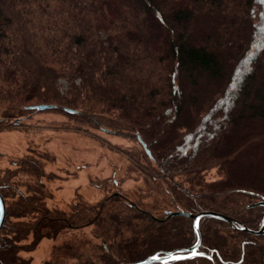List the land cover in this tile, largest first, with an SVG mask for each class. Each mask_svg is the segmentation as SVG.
<instances>
[{"label":"trees","instance_id":"16d2710c","mask_svg":"<svg viewBox=\"0 0 264 264\" xmlns=\"http://www.w3.org/2000/svg\"><path fill=\"white\" fill-rule=\"evenodd\" d=\"M0 101V124L51 104L106 133L130 132L141 147L132 165L169 197L156 203L161 215L119 190L65 211L44 206L38 187L11 214L25 230L4 223L0 264L22 261L24 231L54 237L92 224L100 249L56 246L52 260L127 264L195 244L193 218L169 211L211 210L254 230L263 222L264 206L253 204L264 201V0H0ZM214 165L219 178L206 180ZM199 226V251L211 257L165 264H264V234L212 216Z\"/></svg>","mask_w":264,"mask_h":264},{"label":"rangeland","instance_id":"374dc122","mask_svg":"<svg viewBox=\"0 0 264 264\" xmlns=\"http://www.w3.org/2000/svg\"><path fill=\"white\" fill-rule=\"evenodd\" d=\"M249 62L245 69L250 68ZM67 85L62 80L61 90L65 92ZM6 106L7 103L0 101V115ZM137 151L141 147L130 132L106 133L84 119L69 117L55 109L24 116L18 124L3 122L0 124V184L5 186L10 206L5 223L15 222L17 228L25 230L24 219L11 214L16 203L23 201L22 195L32 194L38 187L44 192L41 203L52 209L69 211L76 200L83 201V205L99 204L119 190L130 200L149 203L161 215L156 203L169 197L163 192L164 184L148 182L132 165L130 155ZM204 173L206 180L216 179L220 168L214 165ZM250 174L261 181L258 169H251ZM113 177L119 181L118 185L112 181ZM95 229L92 224L68 228L54 237H36L33 231H24L25 237L19 241L16 253L22 259L18 264H57L52 260L56 246H74L81 255L88 254L92 246L100 249L102 240L94 235ZM216 230L229 238L232 235L225 226H217ZM81 259L71 255L64 262L82 264Z\"/></svg>","mask_w":264,"mask_h":264},{"label":"water","instance_id":"95a60500","mask_svg":"<svg viewBox=\"0 0 264 264\" xmlns=\"http://www.w3.org/2000/svg\"><path fill=\"white\" fill-rule=\"evenodd\" d=\"M53 107H55V106L51 105V104H38V105L32 106V108L36 109V110H45V109H50ZM138 139L143 144L147 153L150 155V151L148 150L146 144L142 141L140 135H138ZM253 205H263L264 206V201L254 203ZM169 214L170 215L185 214V215H188L191 218H193L194 229L197 233V241L195 242V244L190 246V247L178 248V249H175V250H172L169 252H165L163 254L160 252H156V253L148 256L147 258H144V259L136 261V262L127 263V264H165L166 262H169L172 260L188 259V258L195 257L197 255H203V256L211 257V255L199 251V247H200V243H201V232H200L199 222H200V219L204 216H212V217H216L219 219L226 220V221L230 222L234 226V228L241 230V231H246V232L253 233V234H264V218H263V222H262L261 226L257 230H254V229L247 227L246 225H244L243 223L239 222L238 220H236L232 217H229V216H226L224 214H221V213H218L215 211H211V210H202L198 213H185L183 211H169ZM6 215H7L6 201L0 192V232L4 226V223L6 220ZM193 252H196L197 255L193 256L192 255ZM169 254L176 256V257H180V258H178V259L167 258L166 259V257L169 256ZM157 255L160 256L161 259H159V260L151 259V257L157 256Z\"/></svg>","mask_w":264,"mask_h":264},{"label":"snow or ice","instance_id":"6c2138e0","mask_svg":"<svg viewBox=\"0 0 264 264\" xmlns=\"http://www.w3.org/2000/svg\"><path fill=\"white\" fill-rule=\"evenodd\" d=\"M201 254H202V253H201ZM192 255L195 256V255H197V253H196V252H193ZM167 258L178 259V258H180V257H176V256H173V255L169 254V256L166 257V259H167ZM151 259L159 260V259H161V257L157 255V256H153V257H151Z\"/></svg>","mask_w":264,"mask_h":264},{"label":"bare ground","instance_id":"6f19581e","mask_svg":"<svg viewBox=\"0 0 264 264\" xmlns=\"http://www.w3.org/2000/svg\"><path fill=\"white\" fill-rule=\"evenodd\" d=\"M263 251V250H262Z\"/></svg>","mask_w":264,"mask_h":264}]
</instances>
